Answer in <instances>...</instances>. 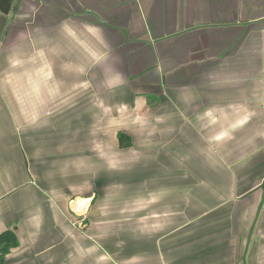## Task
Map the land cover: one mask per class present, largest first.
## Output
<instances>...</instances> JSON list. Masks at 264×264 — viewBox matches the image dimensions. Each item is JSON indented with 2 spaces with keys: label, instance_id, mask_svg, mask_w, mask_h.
<instances>
[{
  "label": "crops",
  "instance_id": "crops-1",
  "mask_svg": "<svg viewBox=\"0 0 264 264\" xmlns=\"http://www.w3.org/2000/svg\"><path fill=\"white\" fill-rule=\"evenodd\" d=\"M1 17L0 264H264V0Z\"/></svg>",
  "mask_w": 264,
  "mask_h": 264
},
{
  "label": "trees",
  "instance_id": "trees-1",
  "mask_svg": "<svg viewBox=\"0 0 264 264\" xmlns=\"http://www.w3.org/2000/svg\"><path fill=\"white\" fill-rule=\"evenodd\" d=\"M1 242H5L7 244L9 243L11 245L16 243L15 239L13 238V234L9 232L0 237V246L2 245Z\"/></svg>",
  "mask_w": 264,
  "mask_h": 264
},
{
  "label": "water",
  "instance_id": "water-1",
  "mask_svg": "<svg viewBox=\"0 0 264 264\" xmlns=\"http://www.w3.org/2000/svg\"><path fill=\"white\" fill-rule=\"evenodd\" d=\"M7 2H9V0H7ZM5 21H6V18L5 17H1L0 18V35H1L2 30L4 28Z\"/></svg>",
  "mask_w": 264,
  "mask_h": 264
},
{
  "label": "rangeland",
  "instance_id": "rangeland-1",
  "mask_svg": "<svg viewBox=\"0 0 264 264\" xmlns=\"http://www.w3.org/2000/svg\"><path fill=\"white\" fill-rule=\"evenodd\" d=\"M71 206H73V204H72ZM80 207H81V206H80Z\"/></svg>",
  "mask_w": 264,
  "mask_h": 264
},
{
  "label": "built area",
  "instance_id": "built-area-1",
  "mask_svg": "<svg viewBox=\"0 0 264 264\" xmlns=\"http://www.w3.org/2000/svg\"><path fill=\"white\" fill-rule=\"evenodd\" d=\"M72 204H73V202H72Z\"/></svg>",
  "mask_w": 264,
  "mask_h": 264
}]
</instances>
